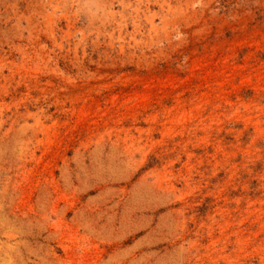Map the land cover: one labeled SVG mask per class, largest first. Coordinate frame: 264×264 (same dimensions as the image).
Segmentation results:
<instances>
[{
	"label": "rangeland",
	"instance_id": "374dc122",
	"mask_svg": "<svg viewBox=\"0 0 264 264\" xmlns=\"http://www.w3.org/2000/svg\"><path fill=\"white\" fill-rule=\"evenodd\" d=\"M0 264H264V0H0Z\"/></svg>",
	"mask_w": 264,
	"mask_h": 264
}]
</instances>
